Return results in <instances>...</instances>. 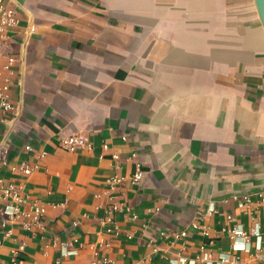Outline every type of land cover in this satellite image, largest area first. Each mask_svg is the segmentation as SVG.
I'll return each instance as SVG.
<instances>
[{"label":"crops","instance_id":"crops-1","mask_svg":"<svg viewBox=\"0 0 264 264\" xmlns=\"http://www.w3.org/2000/svg\"><path fill=\"white\" fill-rule=\"evenodd\" d=\"M2 1L18 21L0 33V87L8 80L13 107H0V154L36 167L4 166L1 176L23 187L24 210L38 200L46 211L29 230L19 218L2 225L0 214V264L104 255L170 264L166 255L191 257L202 243L264 264L254 238L236 249L227 232L264 225V22L255 0ZM73 132L91 148L64 149L61 136ZM113 175L122 182L110 185ZM106 218L118 234H106Z\"/></svg>","mask_w":264,"mask_h":264},{"label":"built area","instance_id":"built-area-1","mask_svg":"<svg viewBox=\"0 0 264 264\" xmlns=\"http://www.w3.org/2000/svg\"><path fill=\"white\" fill-rule=\"evenodd\" d=\"M17 21L18 19L16 17L15 8L12 6L5 5L3 1L0 0V33H3L8 28L16 25ZM13 59L14 58L10 57V60ZM8 84V80H5V82L0 87V107L4 111L13 110L12 105L8 101ZM122 137L125 139V136ZM60 144L64 149L68 151H75L81 147L91 148L89 138L80 132H73L68 135L61 136ZM25 147L27 149L31 148L29 144H27ZM104 147L106 148L107 146L104 145ZM41 154H44V152H41ZM117 157V154L113 152L112 158L116 159ZM8 165L12 170H18L24 174H30L36 167V165L30 166L26 163H22L19 166L9 164L7 158L0 154V214L3 215L1 224L7 225V223H9L11 220L19 218L21 220L23 228H25L26 230L31 229L32 226L42 227L40 218L46 211L45 206L38 200H32L27 210H24L22 208V205L27 199V196H25V194L23 193V187L13 181L4 180V178L1 176V169L4 166ZM142 175L143 173L141 170H136L131 176L132 182H139L142 178ZM122 180L123 178L118 175H113L106 179V181L112 186L121 183ZM261 198L262 201H264V196H262ZM248 202H250V197L245 196L242 200L237 201V205L243 206L245 203ZM122 208V206H118L116 204L112 206L113 210H121ZM215 211L216 208L214 206L207 207L203 212L199 213V217L201 216L202 218L205 215H211ZM227 218L229 220L233 219L231 214H227ZM103 223L108 224L105 229L106 234H118V226L116 224H113L111 218L104 219ZM191 225L193 228H200L201 233L206 238H208L209 243L214 240L215 236L212 235L208 226L201 225L199 222H192ZM227 232L230 238L233 239V246L236 249L249 250V242L251 238H254L255 248L258 250V253L255 257L259 258L261 256H264V225L255 222L249 230H244L243 228L237 225L228 229ZM10 233L11 228L8 227L4 232V235L9 236ZM161 234L165 235V232L163 231L161 232ZM186 234V230L183 229L179 232H175L174 238L176 239L180 237H185ZM109 240H111V237L109 238ZM69 246V244H66L65 253L76 252L74 250H69ZM206 247L207 246L205 245V243H202L198 246V250L195 255L191 257L177 252L174 256L166 255V258L170 264H195L197 262L203 264H241L242 262L236 256L230 257L224 253L215 255L209 247ZM20 248H22V246H20ZM101 262L103 264H114V260L105 255L102 256V258L95 259L92 264H99Z\"/></svg>","mask_w":264,"mask_h":264},{"label":"water","instance_id":"water-1","mask_svg":"<svg viewBox=\"0 0 264 264\" xmlns=\"http://www.w3.org/2000/svg\"><path fill=\"white\" fill-rule=\"evenodd\" d=\"M262 22H264V0H255Z\"/></svg>","mask_w":264,"mask_h":264}]
</instances>
